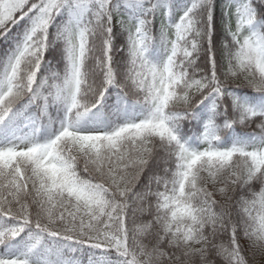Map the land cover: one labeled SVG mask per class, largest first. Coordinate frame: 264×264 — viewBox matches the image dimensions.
I'll return each mask as SVG.
<instances>
[{"label": "snow or ice", "instance_id": "1", "mask_svg": "<svg viewBox=\"0 0 264 264\" xmlns=\"http://www.w3.org/2000/svg\"><path fill=\"white\" fill-rule=\"evenodd\" d=\"M84 256L264 264V0H0V264Z\"/></svg>", "mask_w": 264, "mask_h": 264}, {"label": "trees", "instance_id": "2", "mask_svg": "<svg viewBox=\"0 0 264 264\" xmlns=\"http://www.w3.org/2000/svg\"><path fill=\"white\" fill-rule=\"evenodd\" d=\"M156 24H157V27H158V26H159V20L156 21ZM237 129H238V130L240 129V126H239V125H237ZM146 182H147V176L145 175L144 177H142V180H141V186H142L144 183H146ZM136 190L139 191L140 188H137ZM82 259H83V261H84V264H87V257L84 256Z\"/></svg>", "mask_w": 264, "mask_h": 264}]
</instances>
